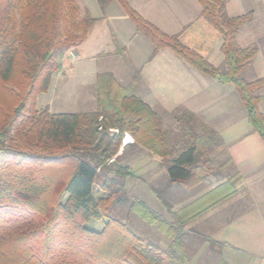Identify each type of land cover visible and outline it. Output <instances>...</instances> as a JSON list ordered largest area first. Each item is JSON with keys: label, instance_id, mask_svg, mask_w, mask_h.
Masks as SVG:
<instances>
[{"label": "trees", "instance_id": "obj_1", "mask_svg": "<svg viewBox=\"0 0 264 264\" xmlns=\"http://www.w3.org/2000/svg\"><path fill=\"white\" fill-rule=\"evenodd\" d=\"M113 1L151 43L152 56L169 50L220 85L233 86L250 127L264 142L259 110L264 77H244L258 47L242 48L237 41L253 12L230 18L229 0H197L201 16L221 36L226 64L221 73L178 36L144 19L128 0H97L103 15ZM81 10L75 0H0V264H190L194 242L185 232L187 222L209 205L233 197L242 178L229 176L179 211H172L162 192L153 190L171 222L128 195L117 178L126 179L129 172L118 166L119 157L108 164L125 134L167 162L168 187L188 190L214 175L208 155L212 148H224L223 138L185 108L164 112L179 126L177 148L164 129V117L136 93L140 72L127 86L110 72L98 74L94 112L53 114L37 108L38 98L61 72L66 53L87 40L96 22L88 9ZM223 154L221 169L232 167L229 154ZM99 169L116 178L101 176ZM127 204L130 214L168 236V248L139 237L111 214L114 207ZM104 218L102 231L86 227Z\"/></svg>", "mask_w": 264, "mask_h": 264}, {"label": "crops", "instance_id": "obj_2", "mask_svg": "<svg viewBox=\"0 0 264 264\" xmlns=\"http://www.w3.org/2000/svg\"><path fill=\"white\" fill-rule=\"evenodd\" d=\"M128 1L144 19L167 35L178 36L185 46L201 55L221 73L225 72L221 36L201 16V6L197 0ZM113 3L114 1L109 5L105 15L101 9L100 14L97 12V15H92L96 22L88 39L76 48L78 62L71 66L68 65L69 58L63 60L62 74L84 73V78L89 79L90 85L94 86L98 74L110 72L121 85L127 86L133 75L140 72L136 93L145 103L151 107L152 104L164 106L166 114L172 113L175 109L185 108L211 126L223 138L224 148L221 149L229 154L233 162L231 168L242 181L236 186L237 193L233 197L221 201L205 215L215 209L225 210L223 214L220 211V218L226 217L219 229L223 234L234 233L237 241L235 243L233 240L232 243V237L229 235L230 237L221 243L222 251L228 253L230 249L232 251V248L240 247L241 251L257 259L258 264H264V259H261L262 251L264 253V142L250 127L238 93L233 86L220 85L216 79L195 70L184 60L181 63L179 57L169 50H162L154 56L153 53L149 55L150 50L143 47L139 33L128 24L130 19L122 9V14L115 16L111 14ZM226 12L230 18L248 12L254 13L253 20L241 29L237 41L242 48L252 45L258 47L252 65L245 70L246 80L263 78L264 0H229ZM165 51L171 52L172 56ZM99 60L115 64V67L97 71ZM155 61L163 62V65L157 67V73L154 75L148 68ZM176 67L179 77L174 79L172 74L175 73ZM172 80L178 81L173 87L169 86ZM177 96L182 97L183 101L171 99ZM259 96L262 98L259 110L264 115V89L259 92ZM93 100L95 108L96 93ZM223 121L232 123L222 125ZM130 137L129 135L128 138L131 140ZM227 178L225 175L219 177L218 179L222 181L212 182L215 184L212 188L223 184ZM208 180L210 181V178ZM243 195H246V198ZM234 200L236 201L232 203L233 205H229V201ZM241 202L244 204L241 209L231 208ZM210 215L215 216V213ZM229 215L231 219L228 222ZM207 224L211 228L214 221Z\"/></svg>", "mask_w": 264, "mask_h": 264}, {"label": "rangeland", "instance_id": "obj_3", "mask_svg": "<svg viewBox=\"0 0 264 264\" xmlns=\"http://www.w3.org/2000/svg\"><path fill=\"white\" fill-rule=\"evenodd\" d=\"M75 1L82 9L81 12H83L84 8L87 7L91 15L95 16L97 15V12L99 14L101 13L97 0ZM112 8L113 9H111V14L113 16L117 14H122L121 7L116 1H114ZM128 24H130V26L135 29L134 25L130 23V21H128ZM139 38L142 44L145 45H143V47H146L148 48V50H150L149 55H151V53H153L154 51L151 43L140 33ZM76 50V48L70 49L66 53V59L69 58L70 60V62H68V65L73 66L75 63L78 62L77 56L75 55ZM69 52H74V56H72V54ZM165 52H168L167 54L170 55L172 54L169 51ZM179 60L182 63L183 60L180 58ZM66 62L67 61H65V63ZM162 63L163 62L155 61L154 63L149 65V72H152L155 75V73H157V67L163 65ZM114 65L112 63H103V61L100 62L99 60L97 63L96 70L101 71L108 67L111 68ZM176 68L177 69H175V73L172 74L174 79L178 76L176 72L178 70V67ZM72 73H64L63 75L61 70L58 75L53 77L49 91L38 98V109L48 108L53 114L89 113L93 112L94 109L96 110V105L94 108L93 102V98L95 97V87L90 85L89 79L84 78V73ZM177 83V80H172L169 83V86L173 87ZM171 99L175 101H183V98L179 96ZM152 107L164 117V129L170 135H172V140H174V144H176L178 148L181 143L179 144V141L177 142V139H174V136L176 135L175 133L179 128L177 122L171 117L166 116V114L164 113V106L152 104ZM173 112L177 113L176 109ZM221 123L222 125H225L227 123L231 124L232 122L223 121ZM128 137L129 134L124 135V137L122 138L121 147L119 148L117 155L114 156L108 164H112L114 160L119 157L118 166L126 168L130 175L127 176L126 179L118 177L117 180L121 183H124L125 190L126 192H128V195L131 198L143 202L151 211L156 213L158 216H160L167 222H171L169 213L160 203L157 194L153 190H156L160 193L162 192L163 197L171 205L172 211H179L182 208L193 203L194 201L198 200L206 193L210 192L209 190L217 188L218 186L212 188L215 185L212 184V182L216 183L217 181H222V179H218L219 177L225 175L226 178L234 174V171L231 170V167H225L224 169H221V166L225 162L226 158L223 154L224 150L219 147H216L212 148L210 154L208 155V158L211 160L212 163L210 168L214 172V175L210 177V181L208 180L206 182H203L192 190L185 189L183 186L180 185H176L173 188L168 187V175L166 174L167 162L159 156L151 153L147 149L134 145V140L132 136L130 137L131 142L127 143L126 138ZM99 172L101 176L116 178V175L112 173L107 174L105 173V171L100 169ZM100 179L101 177H99V180ZM101 195L102 193L97 188L96 196L100 197ZM243 197L246 198V195H243ZM235 201L236 200L229 201V205H231ZM218 202L219 201H217L215 204L210 203L211 205L209 206L211 207H207L205 212L200 216L191 218L185 226V232L189 233L190 241L193 240L194 242L193 248L191 249L192 252L190 251L192 256L190 264H258L257 259L252 258L247 253L241 251L240 247H238L239 249L232 248V251L230 249L228 253H226L224 250H221V243H223L229 235L232 237V243L233 240L235 243L237 240H235L234 233L229 232L223 234L219 229V226L224 222V217H226L223 215L224 217L220 218V211H222L223 214L225 210L216 211L215 209L207 216L205 215L206 213L211 211L213 207H216L219 204ZM129 205L130 204H127L125 206L114 207L111 211V214L116 215L120 221L125 223L139 237L147 239L151 243L161 248H168L170 244L168 236L159 231L156 225L145 222L138 218L136 215L130 214ZM243 205L244 204L241 202L238 205L235 204L231 208L241 209V207H244ZM198 207L199 205L195 206L194 208L197 209ZM199 213L200 212H198V214ZM214 213L215 216L210 215ZM227 219L229 222V220L231 219V215L227 216ZM212 221H214V225L209 228L207 223H210ZM106 222L107 219L104 218L102 221L99 222L92 221L86 224V227L90 230L100 232L103 230ZM220 252H222V254ZM261 259H264L263 251Z\"/></svg>", "mask_w": 264, "mask_h": 264}, {"label": "bare ground", "instance_id": "obj_4", "mask_svg": "<svg viewBox=\"0 0 264 264\" xmlns=\"http://www.w3.org/2000/svg\"><path fill=\"white\" fill-rule=\"evenodd\" d=\"M128 143H130L131 142V140L128 138V141H127Z\"/></svg>", "mask_w": 264, "mask_h": 264}, {"label": "built area", "instance_id": "obj_5", "mask_svg": "<svg viewBox=\"0 0 264 264\" xmlns=\"http://www.w3.org/2000/svg\"><path fill=\"white\" fill-rule=\"evenodd\" d=\"M69 53H71V54H72V56H74V54H73L72 52H69Z\"/></svg>", "mask_w": 264, "mask_h": 264}]
</instances>
